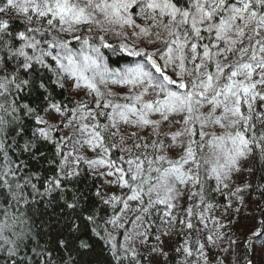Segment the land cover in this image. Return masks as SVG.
<instances>
[{"label": "snow or ice", "instance_id": "1", "mask_svg": "<svg viewBox=\"0 0 264 264\" xmlns=\"http://www.w3.org/2000/svg\"><path fill=\"white\" fill-rule=\"evenodd\" d=\"M0 264H264V0H0Z\"/></svg>", "mask_w": 264, "mask_h": 264}]
</instances>
